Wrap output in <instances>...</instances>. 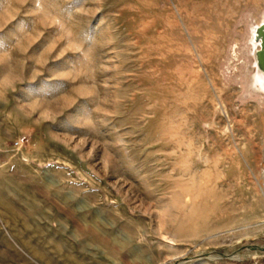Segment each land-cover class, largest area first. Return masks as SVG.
<instances>
[{
  "label": "rangeland",
  "instance_id": "obj_1",
  "mask_svg": "<svg viewBox=\"0 0 264 264\" xmlns=\"http://www.w3.org/2000/svg\"><path fill=\"white\" fill-rule=\"evenodd\" d=\"M262 22L264 0H0V264L264 254Z\"/></svg>",
  "mask_w": 264,
  "mask_h": 264
},
{
  "label": "bare ground",
  "instance_id": "obj_2",
  "mask_svg": "<svg viewBox=\"0 0 264 264\" xmlns=\"http://www.w3.org/2000/svg\"><path fill=\"white\" fill-rule=\"evenodd\" d=\"M263 24H264V22L258 24L255 28H253L252 41H253V44L255 46L254 56L256 59V67H257V70L259 72V74H257L254 77V81L256 84H259L263 88V91H264V62L260 63V62H258V59H257V55H258L257 53L262 48V42H263L262 39L263 38H262L260 26Z\"/></svg>",
  "mask_w": 264,
  "mask_h": 264
},
{
  "label": "built area",
  "instance_id": "obj_3",
  "mask_svg": "<svg viewBox=\"0 0 264 264\" xmlns=\"http://www.w3.org/2000/svg\"><path fill=\"white\" fill-rule=\"evenodd\" d=\"M23 140L24 139H21V142H23ZM234 261H236L238 264H264V254H254L248 259L236 258Z\"/></svg>",
  "mask_w": 264,
  "mask_h": 264
},
{
  "label": "water",
  "instance_id": "obj_4",
  "mask_svg": "<svg viewBox=\"0 0 264 264\" xmlns=\"http://www.w3.org/2000/svg\"><path fill=\"white\" fill-rule=\"evenodd\" d=\"M260 30H261V33H262V48L260 51H258V55H257V59H258V62L260 63H263L264 62V24L260 26Z\"/></svg>",
  "mask_w": 264,
  "mask_h": 264
}]
</instances>
